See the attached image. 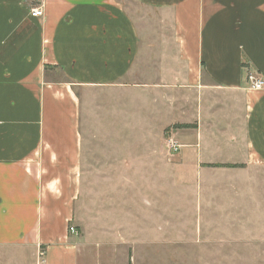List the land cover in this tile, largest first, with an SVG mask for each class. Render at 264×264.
Masks as SVG:
<instances>
[{
	"label": "crops",
	"instance_id": "obj_1",
	"mask_svg": "<svg viewBox=\"0 0 264 264\" xmlns=\"http://www.w3.org/2000/svg\"><path fill=\"white\" fill-rule=\"evenodd\" d=\"M137 2L160 22L170 14L184 69L173 77L183 93L174 115L196 124L175 133L192 144L187 153L264 171V90L245 79L250 70L264 81V0H0V264L80 263L68 228L81 186V92L128 85L153 50L142 47ZM38 6L43 16L32 18Z\"/></svg>",
	"mask_w": 264,
	"mask_h": 264
},
{
	"label": "rangeland",
	"instance_id": "obj_2",
	"mask_svg": "<svg viewBox=\"0 0 264 264\" xmlns=\"http://www.w3.org/2000/svg\"><path fill=\"white\" fill-rule=\"evenodd\" d=\"M131 10L148 36L142 47L153 50L138 58L128 85L81 92L84 153L72 216L79 264H264V171L209 167L187 153L192 144L175 133L196 124L174 115L183 93L173 77L184 69L170 14L160 22L163 13L139 2ZM171 140L184 147L172 152Z\"/></svg>",
	"mask_w": 264,
	"mask_h": 264
},
{
	"label": "built area",
	"instance_id": "obj_3",
	"mask_svg": "<svg viewBox=\"0 0 264 264\" xmlns=\"http://www.w3.org/2000/svg\"><path fill=\"white\" fill-rule=\"evenodd\" d=\"M29 15L32 18H41L43 16V10L41 6L33 7L29 11ZM246 83L248 84V88L251 91H263L264 90V81L258 77V75L250 70L246 71L245 74ZM180 146L176 145L175 143H171L170 149L172 152H176ZM68 232L72 235H77L76 230L70 226L68 228Z\"/></svg>",
	"mask_w": 264,
	"mask_h": 264
},
{
	"label": "trees",
	"instance_id": "obj_4",
	"mask_svg": "<svg viewBox=\"0 0 264 264\" xmlns=\"http://www.w3.org/2000/svg\"><path fill=\"white\" fill-rule=\"evenodd\" d=\"M209 167H221V168H224V166H218V165H212V166H209Z\"/></svg>",
	"mask_w": 264,
	"mask_h": 264
}]
</instances>
